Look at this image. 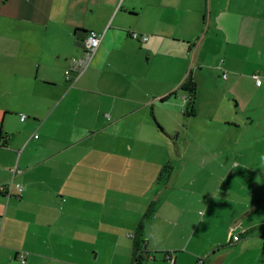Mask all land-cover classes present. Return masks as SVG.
I'll return each instance as SVG.
<instances>
[{
  "label": "crops",
  "instance_id": "0c3cea01",
  "mask_svg": "<svg viewBox=\"0 0 264 264\" xmlns=\"http://www.w3.org/2000/svg\"><path fill=\"white\" fill-rule=\"evenodd\" d=\"M125 150L151 188L172 166L136 264H264V0H0V264H132L147 198L115 233L98 217L119 180L76 192L78 168Z\"/></svg>",
  "mask_w": 264,
  "mask_h": 264
},
{
  "label": "rangeland",
  "instance_id": "374dc122",
  "mask_svg": "<svg viewBox=\"0 0 264 264\" xmlns=\"http://www.w3.org/2000/svg\"><path fill=\"white\" fill-rule=\"evenodd\" d=\"M6 31L11 32L8 28L6 29ZM92 109L93 108H91V110ZM138 114L140 113H137L136 115ZM136 115L134 114L132 117L128 118L127 120L126 118L122 119L123 121L121 122V125L126 126L129 123H133L137 121ZM83 119L87 121L86 118L83 117ZM151 121L154 123L153 119H151ZM145 158H146L145 151H134L129 154L126 161V150H125V151H121V154L115 153L114 156L109 160V162L103 166V168L101 167L93 168L91 167V164H88V166L87 164H84L86 166L82 165L80 168H78L79 172H77V174L81 175L82 182L79 185H77L76 192L82 197H87L88 196L87 194L91 193L92 191L91 187L97 185V183H94L95 177L98 178V180H100L101 177H104L105 175L108 177L110 175L113 176L112 179L116 178L119 180V182L112 184L111 187L109 188L110 195L116 193L115 198L117 199L114 202V204H112L111 202H106L105 204H102L100 202L99 204L100 207H103L104 205H106V207L114 206L116 209H119L118 215L113 216L110 214H105L99 216L98 224L100 226V229H104L105 227L114 225L113 228L115 233H119V232L125 233L123 227L126 229V225H132V222L134 220V215L132 214V212L134 210H137V203L139 197L140 200L143 201L142 197L145 196L147 198V205L149 207L150 202L154 200L156 196L154 194L155 187L160 185L159 188L161 189V185L165 183L164 181L165 179L163 178L159 179L160 171H158L159 173L154 185L152 186V188L149 187V185L153 181V178L149 177L147 173L144 172L143 170V162ZM89 159L90 158H86L85 160H89ZM126 164H129L131 171H133L138 178L142 177L144 180L137 179L128 172H126ZM21 168L22 166L21 163L18 162V155H17L14 159L13 167L11 168L12 169L11 175H13L14 177L19 176L21 174ZM126 176L129 179L128 182H126ZM10 182L12 183V180L8 181V183ZM12 187H13V183H12ZM97 190L98 193H103L105 191L103 187L98 188V185H97ZM22 191L23 189L19 190L20 193ZM201 213L202 211H200V214ZM145 229H146V225H145ZM145 229H144V233H145Z\"/></svg>",
  "mask_w": 264,
  "mask_h": 264
},
{
  "label": "built area",
  "instance_id": "2783aa9c",
  "mask_svg": "<svg viewBox=\"0 0 264 264\" xmlns=\"http://www.w3.org/2000/svg\"><path fill=\"white\" fill-rule=\"evenodd\" d=\"M131 36L133 38H139L138 34L136 32H132L131 33ZM142 40L143 41H146L147 38L146 37H142ZM85 54H86V57L85 58H78V59H72L71 60V66L70 68L66 69L65 70V75L66 77H69V74L70 72L72 71H76L77 74H81L85 69L86 67L89 65L90 63V60L92 59L93 55L95 54L98 46H99V43H100V35L97 34L95 31L93 30H90L87 32V36H86V39H85ZM223 77H225V74L222 75ZM258 84H260V81L258 80L257 81ZM24 115L21 116V120L24 119ZM37 135H35L36 137ZM18 189L21 190L22 189V186L20 184L17 185ZM11 189H12V183H4L2 185H0V191L3 192L4 194L6 195H9L10 192H11ZM238 235H234L233 236V240H238ZM25 252H20L19 253V258H20V261L22 263L25 262ZM173 264V263H172Z\"/></svg>",
  "mask_w": 264,
  "mask_h": 264
},
{
  "label": "trees",
  "instance_id": "16d2710c",
  "mask_svg": "<svg viewBox=\"0 0 264 264\" xmlns=\"http://www.w3.org/2000/svg\"><path fill=\"white\" fill-rule=\"evenodd\" d=\"M186 86L190 92L193 91V84L191 82L190 83L188 82ZM171 169H172V166H171L170 161H166L160 170L159 179L163 178L167 180L171 172ZM0 194L3 195L4 193L0 191ZM152 212H153V209H151V207H148L146 212L143 214L142 218L137 223L135 230L132 234V241H133V246H134V251H135L132 264L138 263V259L140 258L139 252H141L142 250H145V240L143 238L144 229H145V225L148 219L152 215Z\"/></svg>",
  "mask_w": 264,
  "mask_h": 264
}]
</instances>
